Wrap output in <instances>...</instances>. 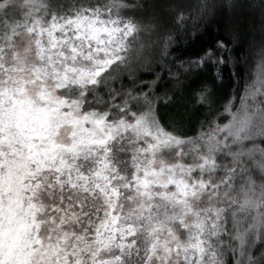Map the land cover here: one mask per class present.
Instances as JSON below:
<instances>
[{
	"label": "snow or ice",
	"instance_id": "6c2138e0",
	"mask_svg": "<svg viewBox=\"0 0 264 264\" xmlns=\"http://www.w3.org/2000/svg\"><path fill=\"white\" fill-rule=\"evenodd\" d=\"M217 7L0 0V264H264V0L250 59L239 23L173 47ZM157 68H228L234 94L214 109L202 83L195 126L187 103L162 122Z\"/></svg>",
	"mask_w": 264,
	"mask_h": 264
},
{
	"label": "trees",
	"instance_id": "16d2710c",
	"mask_svg": "<svg viewBox=\"0 0 264 264\" xmlns=\"http://www.w3.org/2000/svg\"><path fill=\"white\" fill-rule=\"evenodd\" d=\"M176 2L187 5L196 4L199 0H176ZM209 2L216 4L218 7L215 20L212 23H208L206 29L202 23L195 29L189 24L187 30H176L179 41L173 47L176 49V54L179 58L182 60L194 59L201 48L211 43L219 34H223L225 27L232 23L240 24L243 39L246 41L244 47L237 48L236 55L243 53L242 60L250 59L254 56L255 47H250L247 41L254 39L258 42L260 39L258 10L249 7L255 0H233L236 6L233 9L221 6L226 3V0H209ZM185 10L187 11V8ZM165 20L169 26L175 29L172 15L166 13ZM156 71L161 72L159 68ZM177 71L180 73L179 83L182 87L177 86L175 79L168 77L166 68L161 72L164 79L159 82L160 86L156 91L160 97L157 104L159 109L158 115L162 117V122L168 121L171 118L178 103H187L188 111L191 113L192 126H195L208 111L207 107H197L192 103L191 93L202 83H206L212 91L211 99L214 102V109L223 105L234 94L232 84L235 81L228 79V68L224 69L225 80L222 83L216 82L215 77L207 69L199 72L189 71L187 73L182 69H177ZM241 71H244V69L242 68ZM142 78L145 81L153 79L152 75L147 72L143 74ZM181 92H183L182 95L180 94ZM165 93H167V96H165Z\"/></svg>",
	"mask_w": 264,
	"mask_h": 264
}]
</instances>
